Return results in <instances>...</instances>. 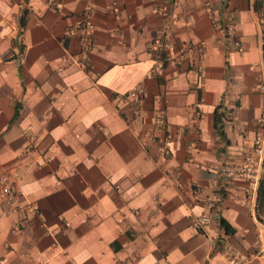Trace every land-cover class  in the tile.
<instances>
[{
    "label": "crops",
    "instance_id": "crops-1",
    "mask_svg": "<svg viewBox=\"0 0 264 264\" xmlns=\"http://www.w3.org/2000/svg\"><path fill=\"white\" fill-rule=\"evenodd\" d=\"M88 3L83 66L64 31ZM212 3L217 25L203 0H0V166L18 168L21 204L0 199V264H227L225 239L264 264L257 188L220 173L264 165V41L254 0ZM137 85L140 110L118 97ZM159 107L169 156L162 130L143 134Z\"/></svg>",
    "mask_w": 264,
    "mask_h": 264
},
{
    "label": "built area",
    "instance_id": "built-area-1",
    "mask_svg": "<svg viewBox=\"0 0 264 264\" xmlns=\"http://www.w3.org/2000/svg\"><path fill=\"white\" fill-rule=\"evenodd\" d=\"M115 1V0H114ZM204 7L208 15L211 16V22L214 25L218 24V19L214 16V8L212 0H203ZM256 3V13L258 15L259 23L261 26L260 37L264 41V0H254ZM93 29L94 23L92 20V4L88 3L81 11L79 20L72 26L64 31L65 36H77L81 39L80 50V63L85 66L89 51L93 42ZM229 31L232 30L231 25H227ZM234 46L239 50H243L241 40L237 37L232 38ZM193 49L192 44L187 43L180 47V52H191ZM196 49L201 50L200 46ZM165 57L161 58V64L165 63ZM197 70L200 71L202 65L197 64ZM259 90L264 92V81L259 84ZM146 94L143 85H137L130 88L128 91L119 93L118 97L122 100H129L136 109L140 110L139 105ZM167 100V99H165ZM262 118H258V122H262ZM154 129H146L144 136H152L155 130H162V134L158 137V150L164 156L172 154L171 140L173 137L172 131L166 126V111L164 107H159L155 110L153 117ZM257 153H262L264 145V136L257 137L255 140ZM220 173L226 178L242 177L249 181V189L255 190L259 180L264 176V165L259 160L247 159L241 162L225 161L220 166ZM18 176L19 170H8L0 166V199L2 200L5 208L9 212H17L21 204L18 202ZM211 218L207 213L198 214L194 218V225L202 227L210 222ZM221 254L226 260L227 264H250L252 257L250 254L241 250L234 242L225 239L221 243Z\"/></svg>",
    "mask_w": 264,
    "mask_h": 264
},
{
    "label": "trees",
    "instance_id": "trees-1",
    "mask_svg": "<svg viewBox=\"0 0 264 264\" xmlns=\"http://www.w3.org/2000/svg\"><path fill=\"white\" fill-rule=\"evenodd\" d=\"M23 19V17H22ZM263 63H264V55H263ZM219 105L215 108V126L218 131L223 134V126H222V119L224 116V112L219 110ZM264 203V176L259 180L258 187H257V197H256V207L263 205ZM222 225L225 226L226 230H229V225L224 221L221 220Z\"/></svg>",
    "mask_w": 264,
    "mask_h": 264
}]
</instances>
